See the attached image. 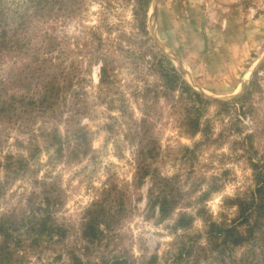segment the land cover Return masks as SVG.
Instances as JSON below:
<instances>
[{
	"label": "rangeland",
	"instance_id": "rangeland-1",
	"mask_svg": "<svg viewBox=\"0 0 264 264\" xmlns=\"http://www.w3.org/2000/svg\"><path fill=\"white\" fill-rule=\"evenodd\" d=\"M81 8L41 22L43 31L61 40L43 73L68 84L66 109L62 100L57 114L29 107L24 115L21 104L18 114L9 106L0 114V227L6 234L0 233V264H71L73 255L84 264H149L153 258L155 264H264V227L255 248L207 242L209 222L237 217L235 201L249 199L256 186L252 164L264 161V0H152L147 20L152 41L143 49L128 41L138 37L133 2L82 0ZM99 39L100 53L108 51L117 63L110 89L99 88L100 62L90 53ZM122 47L138 55L129 57ZM161 52L214 103L193 111L190 104L184 113L180 106L187 100L176 92L143 108L140 94L156 81L150 56ZM34 69L24 56L6 53L0 61V94L6 88L5 98L22 99L40 91L36 103L41 86L24 84ZM255 73L253 114L215 104L241 97ZM120 100H126L125 110L119 109ZM188 114L200 115L201 133L193 134ZM70 118L76 124H69ZM55 131L63 140L73 132L86 133L87 156L57 158L52 149L48 152ZM248 134L253 139L247 146ZM9 155L31 157L28 173L6 172ZM147 168L149 176L140 182ZM154 176L174 202L165 219L149 210ZM44 183L56 191L48 195L58 206H50L45 229L53 237L25 224L39 207L47 208L36 206ZM183 215L192 217L193 225L176 230ZM93 227L104 232L94 242L84 237ZM185 244L195 246L181 258Z\"/></svg>",
	"mask_w": 264,
	"mask_h": 264
},
{
	"label": "trees",
	"instance_id": "trees-1",
	"mask_svg": "<svg viewBox=\"0 0 264 264\" xmlns=\"http://www.w3.org/2000/svg\"><path fill=\"white\" fill-rule=\"evenodd\" d=\"M125 3L133 2L134 10L133 16L135 21V27L137 29L136 36L137 39L129 38L128 41L134 43L135 45H139L141 49L148 47L149 43L152 41L149 33L147 20L149 15V10L151 6L152 0H122ZM82 0H0V61L4 58V55L7 53L10 55L11 53H18L25 57L26 60H29V65H34V74H30L28 78L24 81L25 85H28V89L31 88L32 82H35L36 85L41 86L42 93L37 98L36 103L34 102L35 95L33 96H24L22 99L11 96L6 97L2 94L6 91V88H3V92L0 94V114L5 113V107L9 106V112H14L18 114V108L20 104L22 105V113L24 115L28 114L26 111L29 107H37L38 112L45 113L46 111H50L53 114H57L60 111V102L63 100L64 109H66L64 97L65 89L68 84H64L63 82H59V76L48 77L50 75H45L43 67L47 65V63H51L49 59L50 53L58 48L61 40L53 37L49 32H45L42 29V23H46L44 19L48 17V19L52 20L53 16H58L60 13H65L70 10V13L75 14L81 11ZM43 19V20H42ZM12 22L15 24L12 26ZM100 43H98L97 47L90 52L95 56V63L100 62L99 68V88L100 89H110L116 84V71H117V63L114 58H112L111 54L106 51V53H100L102 46H104L103 41L99 39ZM120 47V46H119ZM121 52H125L129 57L138 55L133 49L127 48L123 50L119 48ZM64 52V50H61ZM142 54L143 59L147 57L149 50H143ZM150 58L153 60V65L151 66L152 75L154 76L153 83L148 84L142 90L140 97L142 100V107L150 109L151 104L150 100L158 101L161 96L168 97L176 92H179L181 100L186 99L187 104H183L182 110L184 113L188 110V105H192L189 108V111L199 110L201 107L209 106L214 103L211 100H207L201 94L196 92L194 88H192L189 83L184 79L182 74L178 71V69L172 64V62L165 56L162 52L159 55H152ZM137 60V59H136ZM97 61V62H96ZM26 69L31 70L26 67ZM42 70V71H41ZM39 72V74L37 73ZM42 72V73H41ZM61 77L64 76V73L60 70ZM60 75V74H59ZM259 75L255 73L251 83L245 88L244 93L233 102H216L222 108L228 110L232 108V106L236 105L239 110V114L246 116L247 113L253 114L254 111L251 109L253 105L250 104V99L253 94V90L258 87ZM21 82V81H20ZM3 85V83L1 82ZM71 83L69 82V85ZM38 85V86H37ZM30 91V90H28ZM32 91V89H31ZM65 99H64V98ZM184 98V99H182ZM28 100V104L26 105V100ZM126 100H120L121 106L120 110H125ZM62 103V102H61ZM112 103V102H111ZM189 103V104H188ZM75 104H71L70 107H74ZM248 108L250 109L247 112ZM35 108L33 109V111ZM24 111V112H23ZM145 111V109H142ZM197 113V112H195ZM63 112H61V115ZM58 114L56 117H58ZM144 115H148L145 114ZM73 119L70 118L68 120L69 124L73 123ZM145 122V121H144ZM187 123L189 128L192 130L193 134H198L200 131V115L191 117L190 114L187 115ZM112 131V130H110ZM73 139L74 143H70L69 140ZM253 139L251 134H248L245 137V141L247 146L249 145L250 140ZM51 142L49 141L46 148L48 152L50 149L53 150L54 154H56L57 158H64L65 154H70V156H74L77 160L87 156V142L88 138L86 133L82 131L73 132L70 136H67L66 140L62 139L58 131H55L54 134L50 137ZM244 141V142H245ZM37 148V147H36ZM86 149V150H85ZM38 151L40 149L37 148ZM151 152V151H150ZM139 155V154H138ZM32 157V154L30 155ZM31 157L24 158L22 155L19 156H11L6 157L7 165L6 172H13L14 175H19L20 173H28V169L30 166ZM51 159V156L49 157ZM50 161V160H49ZM252 170L254 171V180L256 182L255 189L251 194L249 199H237L235 201L237 207V217L231 221L230 223L226 221L217 224L215 222H209L208 231H207V242L209 244L221 242V244L226 245L231 249L239 248L240 246L249 245L255 248L258 246L259 242H261V234L260 231L264 227V161L259 160L256 163L252 164ZM150 171L147 168L144 170V176L139 177V181L142 182L144 178L149 176ZM163 183H161V179L157 176H154L152 179V189L149 191V210H158V214L161 219H165L168 215H170L171 210L173 209L174 202L169 200L166 196L164 190L162 189ZM154 187V189H153ZM156 187V189H155ZM2 189V188H1ZM158 190V191H157ZM52 191L51 185L48 186L44 183L42 188V193L44 197L39 199V202L36 206H45L39 207L36 215L32 214L26 218L31 220H26L22 218V220H26L25 224L27 226H36L38 227L40 236L47 233L46 226L51 221V214L49 209L50 206H58V203L53 201L50 195ZM35 198L37 196L35 195ZM31 204V203H30ZM201 215V214H200ZM193 218L187 215H183L178 220L175 228L176 230H189L193 225ZM57 226H52V228ZM243 228V229H242ZM242 229V230H241ZM60 228L56 230L59 232ZM0 233L2 235L5 234L4 227H0ZM49 234V233H47ZM49 237H53V232L50 231ZM104 237V232L101 230H95L93 228H89L88 232L84 233V237L91 241H98L99 238ZM63 237V235H62ZM6 238H9L7 236ZM195 246V244H194ZM194 246L185 244L181 250V258L190 256L191 251ZM71 264H84L79 257L71 256L70 258ZM252 258L251 262L253 261ZM4 261H8L5 259ZM156 258L149 264H155ZM243 261V260H242ZM125 263L120 260H116L112 264H120ZM248 263L247 260L244 262ZM102 264H105L104 262ZM111 264V263H106Z\"/></svg>",
	"mask_w": 264,
	"mask_h": 264
}]
</instances>
